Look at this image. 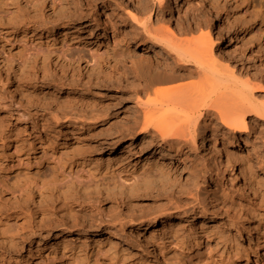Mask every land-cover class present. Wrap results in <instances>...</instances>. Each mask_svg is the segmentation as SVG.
<instances>
[{
    "label": "rangeland",
    "instance_id": "1",
    "mask_svg": "<svg viewBox=\"0 0 264 264\" xmlns=\"http://www.w3.org/2000/svg\"><path fill=\"white\" fill-rule=\"evenodd\" d=\"M210 1L216 57L243 80L250 71L264 79V0ZM127 2L130 9L113 0H0V264H93L92 246L101 264H264V123L248 117L251 133L238 135L227 162L222 130L177 153L160 141L137 145L151 136L128 122L131 68L142 58L171 63L131 13L193 39L208 31L211 11L200 0ZM119 127L131 138L117 139ZM160 149L175 160L139 163ZM248 169L262 188L254 195L243 187ZM172 212L211 221L185 239L166 238L162 217ZM120 222L126 262L116 263L104 238ZM83 228L79 250L64 248L60 237ZM143 235H156L162 258Z\"/></svg>",
    "mask_w": 264,
    "mask_h": 264
},
{
    "label": "bare ground",
    "instance_id": "2",
    "mask_svg": "<svg viewBox=\"0 0 264 264\" xmlns=\"http://www.w3.org/2000/svg\"><path fill=\"white\" fill-rule=\"evenodd\" d=\"M113 1L119 7L131 8L127 0ZM155 1L159 4L163 2V0ZM199 3L211 11L207 19L208 31L193 39H182L183 37L175 33L165 34L159 29L152 28L150 16L140 19L136 17V13H131L132 20L142 28L145 38L150 40L153 46L162 45L169 52L171 63L164 62L163 65H158L149 59L142 58L139 66L135 65L136 67L131 68V75L127 78L131 82L130 93L136 101V109L128 115L130 118L128 122L134 126L142 125V130L151 136V139L142 137L137 145L148 143L153 147L158 145L156 141H160L167 146L168 150L174 147L177 153H181L185 146L195 145L197 138L203 139L222 130L227 139L220 152L227 162H230V148L236 145L238 135L251 133L247 122L248 117H251L254 122L264 123V79L255 77V73L250 71L243 80L242 74L235 70V65L232 66L228 61L216 57L214 48L217 41L212 30L218 28L219 20L213 14L215 10L210 0H200ZM75 30L71 29L72 32ZM137 42L138 45L142 44L140 41ZM144 46L153 49L149 45ZM155 55L160 59L165 58V55H159L158 52ZM186 79L191 81L182 82ZM119 116L118 113L115 114V122ZM106 118L104 117V120ZM96 127L97 123H93L91 128ZM118 129L117 139L122 136L131 138L123 128ZM65 130L64 136H68L71 129ZM175 158L174 154L165 153L160 149L142 155L139 157V163L145 162L151 169L154 167V159L170 161ZM261 161L264 165V161ZM242 167L243 165H240V171L245 174ZM247 172L243 187L252 195L258 189L261 192V184L258 181L255 183L257 179L254 173L249 169ZM168 214L162 217L165 219L164 227L160 230L166 238L185 239L190 232L196 231L199 222L211 221L209 217L202 215H194L190 218L189 216L178 217L173 212ZM112 226L117 228L118 224L114 223ZM123 226L120 222L119 229L115 230L112 227V230L108 231L110 236L104 238V244L108 245L105 254L108 253L107 257L111 261L115 260L116 263L125 259L119 255L118 250L122 248V244H126L127 240L116 239L117 232L122 231ZM148 229L149 223H143L139 227V234ZM100 231L92 233V237L99 236ZM171 231H173L172 234ZM88 235L87 229L83 228L77 232L76 236H61L60 243L64 248L75 252L82 246V239ZM142 238L146 248L150 249L156 259L163 257L156 235H143ZM258 252L256 251L254 256H257ZM98 253L101 252L92 246L91 256H96L93 264H101ZM102 254L104 253L100 255ZM249 258L250 256H246L245 261H249ZM28 259L31 257L29 256Z\"/></svg>",
    "mask_w": 264,
    "mask_h": 264
}]
</instances>
